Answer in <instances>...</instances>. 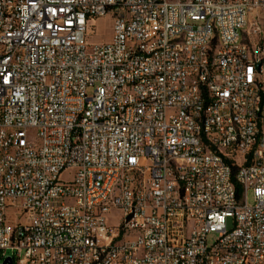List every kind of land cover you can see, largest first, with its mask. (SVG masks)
<instances>
[{"label":"built area","instance_id":"2783aa9c","mask_svg":"<svg viewBox=\"0 0 264 264\" xmlns=\"http://www.w3.org/2000/svg\"><path fill=\"white\" fill-rule=\"evenodd\" d=\"M8 259L264 264V0H0Z\"/></svg>","mask_w":264,"mask_h":264},{"label":"rangeland","instance_id":"374dc122","mask_svg":"<svg viewBox=\"0 0 264 264\" xmlns=\"http://www.w3.org/2000/svg\"><path fill=\"white\" fill-rule=\"evenodd\" d=\"M94 36H90L87 38V43L90 46H97V45H103V44H109L112 42L113 39V22L110 17H106L104 19L98 20L96 23V28L94 32ZM63 179H66V176L63 177ZM248 203L253 204V195L250 192L248 194ZM118 214L113 213L111 215L110 222L111 224L116 225L117 224V219ZM214 237L209 239V241H212ZM18 264V263H15Z\"/></svg>","mask_w":264,"mask_h":264},{"label":"trees","instance_id":"16d2710c","mask_svg":"<svg viewBox=\"0 0 264 264\" xmlns=\"http://www.w3.org/2000/svg\"><path fill=\"white\" fill-rule=\"evenodd\" d=\"M234 181H235V179H234ZM241 195H242V188L240 186H237V196H238V198H240ZM13 264H15V263H13Z\"/></svg>","mask_w":264,"mask_h":264},{"label":"water","instance_id":"95a60500","mask_svg":"<svg viewBox=\"0 0 264 264\" xmlns=\"http://www.w3.org/2000/svg\"><path fill=\"white\" fill-rule=\"evenodd\" d=\"M4 264H12V262H11L10 259H8V260H6V261L4 262Z\"/></svg>","mask_w":264,"mask_h":264}]
</instances>
